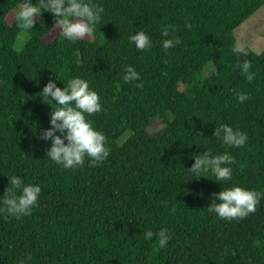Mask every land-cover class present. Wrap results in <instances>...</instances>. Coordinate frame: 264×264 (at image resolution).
Segmentation results:
<instances>
[{"label": "trees", "instance_id": "trees-1", "mask_svg": "<svg viewBox=\"0 0 264 264\" xmlns=\"http://www.w3.org/2000/svg\"><path fill=\"white\" fill-rule=\"evenodd\" d=\"M19 2L0 0V196L12 175L41 194L27 216L0 213V264H264V198L243 219H220L207 207L221 184L186 171L203 151L228 152V186L264 192V49L244 48L252 81L231 51L234 29L264 0H94L101 21L75 41L49 12L33 30L19 28ZM164 25L180 39L167 50ZM141 29L152 46L138 51L128 38ZM207 63L214 72L202 78ZM129 64L139 81L122 80ZM55 76H81L99 94L102 111L88 119L107 137L103 163L64 169L45 157L49 143L38 134L52 109L39 93ZM221 123L246 132V144L213 136ZM162 227L171 239L158 249L143 234Z\"/></svg>", "mask_w": 264, "mask_h": 264}, {"label": "clouds", "instance_id": "clouds-1", "mask_svg": "<svg viewBox=\"0 0 264 264\" xmlns=\"http://www.w3.org/2000/svg\"><path fill=\"white\" fill-rule=\"evenodd\" d=\"M43 12H49L54 17V27H59L63 37L68 41L90 37L95 27L101 21L103 8L94 3V0H20L15 12V19L19 28L33 30L36 18ZM176 31L175 25H164L161 28V46L164 50L175 47L180 43L179 37L170 36ZM129 43L138 51L147 50L152 46L151 37L144 31L138 30L129 34ZM238 57L236 67L240 74L248 81L255 78L248 60V52L240 43L231 49ZM122 80L136 82L140 75L132 65L123 68ZM58 80L50 79L39 93L41 99L51 106L49 127L41 131L39 139L49 143L45 157L60 165L64 169H75L88 159L89 166H97L110 155L107 137L102 131L94 128L89 116L102 111L100 96L90 87L89 81L81 76H73L63 82V88L57 86ZM142 87V83H136ZM249 99L248 93H237L240 103ZM224 145L243 147L248 139L247 133L233 128L227 123H221L213 133ZM234 157L228 152L212 155L211 151H203L195 155L194 163L187 169L193 176L205 177L211 173L213 181L221 184L222 190L212 193L211 202L207 207L209 213H214L223 220L243 219L256 210L264 192L248 189L236 184L228 186L232 178ZM9 183L3 196H0V213L20 218L31 214L37 206L41 194L39 184L25 183L17 175L8 177ZM174 211V209H173ZM155 235L158 249L168 246L171 234L166 227L157 232L146 230L144 239L151 240ZM30 259V257H29ZM19 264H25L21 260Z\"/></svg>", "mask_w": 264, "mask_h": 264}, {"label": "rangeland", "instance_id": "rangeland-1", "mask_svg": "<svg viewBox=\"0 0 264 264\" xmlns=\"http://www.w3.org/2000/svg\"><path fill=\"white\" fill-rule=\"evenodd\" d=\"M16 10L14 11L15 14ZM38 23H42V19L38 16L36 18ZM234 36L237 43H240L244 48H250L253 51L260 52L264 49V6L257 10L251 17L241 23L234 29ZM19 42L24 40V36L20 35ZM16 49L21 48L20 44H17ZM214 72V65L207 63L201 73L202 78L210 76ZM161 128L159 124L156 125V129ZM124 138L120 139L121 143Z\"/></svg>", "mask_w": 264, "mask_h": 264}]
</instances>
